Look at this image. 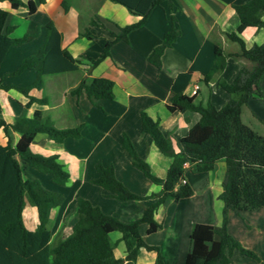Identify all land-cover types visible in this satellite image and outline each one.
<instances>
[{"label":"crops","instance_id":"0c3cea01","mask_svg":"<svg viewBox=\"0 0 264 264\" xmlns=\"http://www.w3.org/2000/svg\"><path fill=\"white\" fill-rule=\"evenodd\" d=\"M33 1L37 9L29 14L25 6L12 8L8 0H0V9L8 11L5 25L14 26L10 36H22L26 30L34 27L40 29L39 35L33 40L12 45L8 49L0 66L2 82L26 85L35 79L36 72L33 69L15 75V79H10V76H14L11 72L26 56L37 51L49 20L54 22L61 33V46L80 60V70L45 76L42 87L31 90L33 95L46 97L45 104L33 102L26 107L28 98L24 94L15 88L0 89V118L10 123L23 115L31 116L35 109H41L56 127L82 124L79 138L66 137L62 141H55L46 133L38 132L30 143L33 152L46 156L55 154L57 161L69 174L64 185L56 184L51 177H43L40 172L35 174L29 171L30 174H27L40 181L43 178L45 187L60 191L64 196L63 203L51 211L48 221L52 238L70 232L78 197L88 199L106 214L130 222L139 217L143 208L153 199L118 200L107 195L103 188L91 181L96 175L95 164H112L115 176L140 196L160 192L159 184L153 183L133 166L122 146L123 136L126 134L129 137L137 154L147 162L155 176H165L172 157L161 153L152 138L141 132L140 112L145 111L157 120L159 129L170 139L175 151H178V140L198 121L199 114L191 110L169 111L167 104L172 95L182 92L195 95L202 101L209 99L217 108L230 99L231 95L221 83L235 78L242 60L228 56L224 67L214 72L208 83L203 82L202 77L215 61L214 39L228 52L236 49V43L228 40L224 33L234 31L239 23L232 4L247 0H173V14L180 33L173 44L163 51L161 66L156 67L148 61V55L161 43L171 25L163 2L152 9L142 25L129 32L127 41L115 42L110 48V55L92 68H89L87 61L98 57L105 38L110 36L109 30L117 31L116 24L122 26L133 23L139 16L111 0ZM63 1L68 3L66 10L62 6ZM91 19H100L105 27L91 25ZM214 27L213 39L210 32ZM85 28L95 34L97 39L79 35V31ZM241 37L246 47L261 44L264 42V30L248 27L241 33ZM95 76L113 80V98L98 99L92 103L85 95L77 97L71 93L81 78L88 83ZM195 85L198 88L192 93ZM258 85L264 90V73ZM241 119L264 136V103L260 100L249 98L242 107ZM18 138V132L9 129L5 133L0 128V144H6L8 139L14 144ZM224 169V160L217 161L211 170L205 172H194L187 165L184 180L191 186L193 194L178 201L166 198L156 213V220L161 225L156 231L148 233L146 222L138 224L144 241L159 247L165 264H184L193 224L220 223L222 202L217 194ZM23 220L28 228L36 229L38 219L35 206L26 202ZM227 229L264 261V206L241 214L229 210ZM119 238L120 233L112 238L117 243L114 252L116 256L122 257L125 255V246ZM135 264H157L156 250L139 248ZM226 264L259 263L233 250Z\"/></svg>","mask_w":264,"mask_h":264},{"label":"trees","instance_id":"16d2710c","mask_svg":"<svg viewBox=\"0 0 264 264\" xmlns=\"http://www.w3.org/2000/svg\"><path fill=\"white\" fill-rule=\"evenodd\" d=\"M8 1L12 8L27 7L29 14H33L37 9L33 0ZM111 1L122 4L137 14L139 19L122 26L116 24L117 31L109 30L110 36L105 38L98 57L87 61L89 68L109 56L110 48L115 42L127 41L129 32L142 25L155 6L165 2L171 25L164 33L161 43L148 55V61L160 67L163 51L173 44L180 33L173 14V0ZM62 6L66 10L68 3L63 1ZM232 7L239 23L234 31L224 34L228 40L236 43L237 47L234 51H226L212 37L216 30L214 27L210 36L214 39L215 61L202 77V81L208 83L212 74L224 67L228 56L242 60V66L235 78L230 82L221 83L231 95L230 99L217 108L209 99L202 101L195 95L174 93L167 104L169 111L191 110L199 114L198 121L178 140V151H175L170 139L159 129L157 120L145 111L140 112L141 132L152 138L161 153L172 157L165 176H155L147 162L137 154L129 137L126 134L123 136L122 146L133 166L153 183L159 184L160 192L140 196L115 176L112 164H95L96 175L91 181L103 188L107 195L118 200L153 199L143 208L141 215L130 222L106 214L88 199L78 197L70 232L52 238V232L47 226L48 221L51 211L63 203L64 196L60 191L46 188L37 178L25 176L24 167L48 174L58 185H64L69 174L57 161L55 154L46 156L33 152L30 143L38 132L46 133L55 141H62L66 137L79 138L82 124L74 127H55L41 109H35L31 116L23 115L10 123L0 118V128L5 133L9 129L19 133V138L14 144L9 139L6 144H0V264H135L137 252L141 247L156 250L157 264H165L159 247L144 241L138 224L146 222L148 233L156 231L161 226L156 220V213L166 198L178 201L193 194L191 186L182 181L185 167L188 165L194 172H205L211 170L219 160H224L225 167L217 194V198L222 202L220 223L193 224L184 264H226L233 250L264 264L255 251L243 245L227 229L229 210L241 214L246 210L264 206V136L241 119L242 107L249 98L264 103V90L258 85V80L264 73V42L246 47L241 37V33L248 27L264 30V0H247L232 4ZM7 15V10L0 9V66L12 45L33 40L40 31L39 27H34L26 30L22 36L12 37L9 34L14 26L5 25ZM90 24L105 27L100 19H91ZM79 35L97 39L88 28L79 31ZM79 64L80 60L61 46V33L54 22L49 20L37 51L26 56L11 72V75H17L33 69L36 72L35 79L26 85H15L4 84L0 77V89L15 88L24 94L28 98L26 107L33 102L45 104L46 97L33 95L31 90H39L45 76L79 71ZM113 85V80L105 76H95L88 83L81 78L71 89V93L77 97L85 95L95 103L98 99L113 98ZM26 202L36 208L38 224L34 230L28 228L23 220ZM114 231L120 233L118 240L123 241L125 246V255L122 257L116 256L114 252L117 243L110 235Z\"/></svg>","mask_w":264,"mask_h":264},{"label":"rangeland","instance_id":"374dc122","mask_svg":"<svg viewBox=\"0 0 264 264\" xmlns=\"http://www.w3.org/2000/svg\"><path fill=\"white\" fill-rule=\"evenodd\" d=\"M10 79H15V75L12 76V77L10 76ZM43 79H44V78H43ZM45 81H46V80H45ZM44 87H46V82H45V84H44ZM47 89L49 90V86L47 87ZM51 124L54 125V123H53L52 121H51ZM55 127H56V126H55ZM24 168H25L26 171H28V173L25 172V173H26V174H24L25 176H26L27 174H30L29 171H33L35 174H36V173L38 174V171H35L33 168H30V167H27V166L24 167ZM39 174L42 175L43 177H50L48 174H43V173H39ZM28 176H29V175H28ZM37 176H38V175H37ZM42 179H43V178H42ZM42 179H41L42 182H41V181H40V182L43 184L44 181H43ZM45 183H46V182H45ZM46 184H47V183H46ZM43 186H44V184H43ZM46 188H47V187H46ZM66 196L69 197L67 194H66ZM71 210L73 211L74 209H72V207H71ZM117 234H119V233H118V232H112V233H110V235H111L112 238H114Z\"/></svg>","mask_w":264,"mask_h":264},{"label":"built area","instance_id":"2783aa9c","mask_svg":"<svg viewBox=\"0 0 264 264\" xmlns=\"http://www.w3.org/2000/svg\"><path fill=\"white\" fill-rule=\"evenodd\" d=\"M197 88H198V85H195V87L192 88L191 92H192V93H195L196 90H197ZM182 181L184 182L185 180L182 179Z\"/></svg>","mask_w":264,"mask_h":264}]
</instances>
